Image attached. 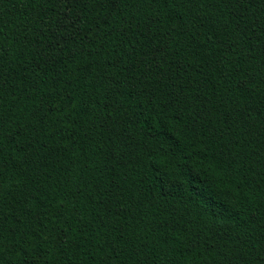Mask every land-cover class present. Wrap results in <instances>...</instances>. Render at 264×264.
Masks as SVG:
<instances>
[{"label": "trees", "instance_id": "obj_1", "mask_svg": "<svg viewBox=\"0 0 264 264\" xmlns=\"http://www.w3.org/2000/svg\"><path fill=\"white\" fill-rule=\"evenodd\" d=\"M0 264H264V0H0Z\"/></svg>", "mask_w": 264, "mask_h": 264}]
</instances>
